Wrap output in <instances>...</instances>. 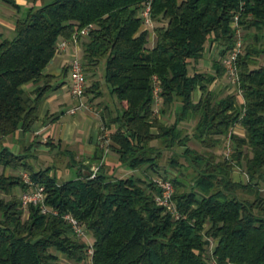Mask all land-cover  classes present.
<instances>
[{
    "label": "trees",
    "instance_id": "trees-1",
    "mask_svg": "<svg viewBox=\"0 0 264 264\" xmlns=\"http://www.w3.org/2000/svg\"><path fill=\"white\" fill-rule=\"evenodd\" d=\"M43 2L33 0L15 37L0 44V141L20 131L32 134L42 104L56 90V78L45 70L59 42L89 26L81 40L85 75H95L103 64L104 84L120 108L116 116L108 107L103 112L101 136L109 131L111 143L108 149L98 146L95 160L102 165L94 179L82 165L75 179L59 183L51 168L37 171L27 161L33 153L0 147V168L27 173L58 212L24 209L14 190L30 187L19 176L0 174V264H64L61 257L74 264H264V0ZM148 3L153 30H144L140 17ZM236 18L248 42L237 59L243 105L236 94L219 98L209 90L226 79L224 60L238 41ZM215 43L219 52L211 71L203 72L204 55ZM30 84L36 86L32 91L26 89ZM156 93L162 115L180 105L171 125L156 116ZM94 94L101 95L98 82L86 87L83 99ZM189 121L196 124L203 154L187 146L190 137L181 124ZM237 124L245 134L231 136L232 157L222 161L214 150ZM158 141L183 147L196 173L189 185L170 180L178 219L157 203L159 180L105 172L103 158L111 149L121 166L158 174L160 153L154 156L152 146ZM40 144L55 149L52 140ZM235 166L244 167L247 182L234 181ZM68 214L92 236L93 257L64 220Z\"/></svg>",
    "mask_w": 264,
    "mask_h": 264
},
{
    "label": "rangeland",
    "instance_id": "rangeland-1",
    "mask_svg": "<svg viewBox=\"0 0 264 264\" xmlns=\"http://www.w3.org/2000/svg\"><path fill=\"white\" fill-rule=\"evenodd\" d=\"M52 1L53 0H44L42 5L49 4ZM240 39L243 42L244 40L246 41V39L242 37V31H241ZM247 43H248L247 41L244 42V45L246 46ZM211 48H213V54L212 56H209L208 50H210ZM211 48L206 51L204 58L202 60V66L200 67V69L203 72L211 71L212 61L216 58L219 52V44L215 43ZM81 57H82V53H81ZM101 67H104V65L103 64L100 65L95 75H92V74L86 75L87 86L90 87L93 83L98 82L100 85L101 95L97 96L94 94V95H91V97H85L83 101L84 103L86 102L89 112L96 114L100 118L101 123H102V129H103L102 115H103L104 110L108 107L111 113L114 116H116L118 114V109L120 108V106H119V103H115V101L117 102V100L115 98L113 99V97L111 96V94L107 90V87L104 84V74H103V69H100ZM59 83H65V86H66L64 90L65 97H68L71 100L72 98L71 91H70V88L72 85L71 77L70 79L67 77L60 78L57 80L55 85ZM209 90L213 92L219 98L228 96L230 94L237 95V92L234 91L230 85H228V81H226V79L215 82L209 87ZM199 97H200V93L197 92L195 94V100L197 101ZM240 102L241 101L238 100V104H240ZM179 106H180L179 103L173 104L168 109L167 113L165 115H162L160 113L161 101L160 99H158V101H156V106H155L156 116L159 118L160 121H162L166 125H171L174 122L175 114L178 113L180 109ZM64 119H69V118L68 116H66ZM51 123L52 122L48 124H51ZM195 125L196 124L194 121H189V122H185L184 124H181V128H184L186 130L184 136L188 134V136L190 137L188 144H187L188 148L193 149L203 154L206 151L205 148L194 138ZM115 128L116 127L114 126L113 129ZM236 128L238 131L236 133L237 135L245 134V130L243 126L239 125V126H236ZM106 133L107 135H109V131H106ZM107 135L103 134L101 136V133H100V139L98 142L99 143L98 146L105 145L107 146L105 149L109 148V144L111 142L109 139H106ZM26 137L27 136H25V138H23V140L21 141H18L17 139L13 141L8 139V140H5V142L0 141V147L5 143L7 147L12 149L14 153L18 155H24V154L27 155V154L33 153L34 156L29 157L27 161H29V163L37 171L43 170L46 168H51V174L57 177V180L59 183H64V182L75 179L77 177V173L79 169L83 168L82 165L88 166L90 168L89 172H91V174H92V168H95V167L100 168V166L102 165L101 160L100 161L95 160V157L97 156V152L93 157H89V158L81 157V156H78L77 153L73 154L65 150L61 141H56L55 139H51L55 144L54 150H52L51 148H48L46 151H43V150H35V148H33L31 152L25 151L24 149L26 147L29 148L32 143H37V140H38L37 138H39V136L38 137L34 136L31 142L27 140ZM48 140L50 139L48 138L47 140H44V141L43 139H41L40 142L46 143ZM40 142H38L37 145H44V144H40ZM227 143H228L227 137H224L223 139H221L220 145H218L214 150L216 155L221 157L222 161L227 160L226 155H225L226 150H227ZM152 146L156 148L155 150L156 152L154 156L160 153L158 158L156 159L158 163V168H157L159 171L158 174L149 172L147 171L146 168H144L143 172L142 171H132L130 169L125 168V166L120 165L118 169L116 168L114 170H111L110 167L104 165L106 167L105 168L106 174L108 176H113V177H118V178H126V177L141 178L143 176V178L146 177V179H148L149 181L150 180H154V181L162 180V179L173 180L177 178V179H181L183 183H185L186 185H189L190 183H192V181L194 180V177L196 176V173H195L194 168L189 164V162L183 156V153H184L183 147L175 146V147L169 148V147H166L163 141L153 142ZM230 149L233 154L232 141L230 144ZM109 153H112L113 155L115 154L114 152H112L111 149L109 150ZM232 154H231V157H232ZM3 172L5 173V175H14V176H19L21 178L23 174H25L23 170L7 169L4 171L3 168H0V174H2ZM83 173L87 174L86 171H83ZM233 179L234 181H237V182H242V183L247 182V175H246V172L243 166L234 167ZM14 193L17 197H19L21 201V195L24 192H22L20 189H16L14 190ZM237 193L243 199H252V197H250L249 195L243 194L242 192H237ZM90 237L92 238L91 235ZM61 261L64 264H74L72 262H69L65 257H61Z\"/></svg>",
    "mask_w": 264,
    "mask_h": 264
},
{
    "label": "crops",
    "instance_id": "crops-1",
    "mask_svg": "<svg viewBox=\"0 0 264 264\" xmlns=\"http://www.w3.org/2000/svg\"><path fill=\"white\" fill-rule=\"evenodd\" d=\"M32 2L33 0H0V44L4 40H12L15 37L16 24L20 19L26 17ZM155 41L156 36L151 33L149 42L152 46L155 45ZM212 54L213 48L208 50V55L212 56ZM70 59L71 55L68 51L56 55L45 73L54 76L56 80L63 77L70 79ZM100 69H103L105 75V66ZM35 87V85L30 84L26 86V89L32 91ZM65 88V83H59L56 85V90L47 96L40 108V121L34 126L32 134L26 138L30 142L34 136H39L38 142L41 139L43 141L48 138L50 140L55 139L61 141L65 150L73 154L77 153L81 157H93L99 145L102 129L101 120L96 114L89 112L87 105L86 108L77 109L75 113H72L77 108L78 101L73 97L71 100L65 97ZM66 116L69 119H64ZM50 122L52 123L48 124ZM23 138H25L24 133L20 131L9 139L21 141ZM103 164L110 167L111 170L118 169L120 166L118 156L109 153V151L104 155Z\"/></svg>",
    "mask_w": 264,
    "mask_h": 264
},
{
    "label": "built area",
    "instance_id": "built-area-1",
    "mask_svg": "<svg viewBox=\"0 0 264 264\" xmlns=\"http://www.w3.org/2000/svg\"><path fill=\"white\" fill-rule=\"evenodd\" d=\"M140 17L143 19V29L153 30L154 22L151 17V3H148L146 7L141 11ZM233 26L237 29L238 41L232 53L224 60V66L228 85H230L233 90L237 92L238 99L241 101L240 105H243L244 98L242 91L239 89L240 76L237 67V59L239 55L243 53L245 45L244 42L240 39L241 31L237 24V18ZM91 28L92 26L82 29L81 31L77 32L71 39L62 40L61 42H59L57 46V55H61V53L64 51H68L71 55V59L69 61V74L72 80L70 91L71 96L77 99L78 101V106L76 109H74V111H72V113H75L77 109L86 108V104L84 103L83 98L87 87V80L81 57V40L88 38L89 31ZM158 99L159 97L156 93V101H158ZM239 125L241 124H237L236 126ZM236 126L231 129L229 135L227 136L228 143L227 150L225 153L227 160H230L232 154L230 149V144L232 141L231 136L238 132ZM98 171V167L92 168L91 179L97 177ZM22 179L25 184L30 187V192H24L21 195V203L23 208L27 209L31 205L38 206L42 214H51L53 216H58V212L56 210H53L46 205L45 188L41 185H36L26 173L23 174ZM158 183L162 190L160 197L157 198L158 205L169 210L173 217L178 219L179 215L173 203V196L175 190L172 182L170 180H159ZM63 218L71 226L73 235L84 240L85 244L87 245V253L90 257H93L94 249L92 244V238L90 237L89 233L80 225V223L72 215L68 214L65 215Z\"/></svg>",
    "mask_w": 264,
    "mask_h": 264
},
{
    "label": "water",
    "instance_id": "water-1",
    "mask_svg": "<svg viewBox=\"0 0 264 264\" xmlns=\"http://www.w3.org/2000/svg\"><path fill=\"white\" fill-rule=\"evenodd\" d=\"M34 148H35V150H43V151H46L48 149L44 145H36Z\"/></svg>",
    "mask_w": 264,
    "mask_h": 264
}]
</instances>
